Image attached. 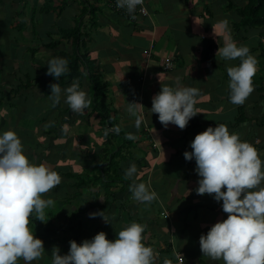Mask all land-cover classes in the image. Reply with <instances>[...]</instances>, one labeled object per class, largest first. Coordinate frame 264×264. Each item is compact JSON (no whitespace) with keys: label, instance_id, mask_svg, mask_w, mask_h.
<instances>
[{"label":"crops","instance_id":"0c3cea01","mask_svg":"<svg viewBox=\"0 0 264 264\" xmlns=\"http://www.w3.org/2000/svg\"><path fill=\"white\" fill-rule=\"evenodd\" d=\"M114 3L0 0V133L15 131L30 163L46 165L61 176V183L42 195L54 201L45 209V223L36 220L35 212L30 217L29 228L46 252L31 264H51L54 247L67 254L69 241L79 244L101 231L114 240L131 222L146 226L144 243L158 253L159 264H179L178 258L183 264H223L203 256L199 237L227 214L222 202L196 194L200 178L195 161H186L183 153L191 151L196 134L224 124L252 144L264 161V103L258 93V87L264 88V31L239 27L237 10L248 0H145L147 16L136 19L114 12ZM224 19L233 40L248 46L258 61L254 91L243 105L229 100L227 68L238 66L239 59L226 61L216 55L224 43L219 29ZM77 29L75 42L70 32ZM80 52V88L92 101L88 79L106 84L111 126L101 123L92 104L79 114L63 98L55 107L48 99L53 77L47 74V62L62 53ZM73 82L59 86L64 89ZM177 84L200 90L195 103L199 113L183 130L172 124L163 127L158 114L149 111L161 87ZM132 102L144 107L139 130L136 116L127 111ZM117 125L119 134L105 136V130ZM128 133L136 139H125ZM107 152L124 157L118 175L125 182L106 190L87 179L107 167ZM133 163L136 182L158 195L151 204L132 199V181L125 179V170ZM83 172L84 181L76 189L70 176ZM96 212H103L107 222L100 215L89 218ZM18 264L25 262L20 259Z\"/></svg>","mask_w":264,"mask_h":264},{"label":"clouds","instance_id":"9594fccd","mask_svg":"<svg viewBox=\"0 0 264 264\" xmlns=\"http://www.w3.org/2000/svg\"><path fill=\"white\" fill-rule=\"evenodd\" d=\"M145 0H116V7L124 9L134 17L137 6ZM223 33V46L218 54L222 60L239 59L238 66L227 68L229 77V100L234 105H243L254 91L253 77L257 71V59L250 54L246 45H239L231 36L229 21L219 22ZM69 61L53 57L47 62V74L55 80L68 74ZM86 74V73H85ZM200 90L194 87L163 86L152 97V113L165 128L169 124L183 130L199 111L195 108ZM68 105L73 113L83 114L91 105V100L80 88L79 81L62 89L58 83L50 84L48 99L52 106L61 103ZM140 103H128L127 111L136 116L137 130L144 121ZM67 127V126H65ZM117 125L105 130L119 134ZM125 139L135 140L132 133ZM191 151L183 153L186 161H195L194 171L200 178L196 194H208L221 208L227 218L215 222L199 237V247L203 256L223 264H264V161L258 150L249 142L243 141L239 134L230 133L224 124L208 127L195 135L190 142ZM137 167L133 163L125 170V179L131 180L129 191L132 199L142 204H151L158 199L155 191L145 183H137ZM61 183V176L46 165L30 163L24 154L21 139L15 131L0 133V264H25L40 260L45 255L43 241L34 236L29 228L33 212L36 220L45 223V209L54 204L52 199H43ZM223 189V190H222ZM103 200V198H99ZM103 212L90 213L89 218ZM48 221V220H47ZM146 226L131 222L116 234L114 240L106 239L103 231L81 243L69 241L67 254H59L52 249L51 264H159L158 253L144 243ZM164 264H170L168 260Z\"/></svg>","mask_w":264,"mask_h":264},{"label":"trees","instance_id":"16d2710c","mask_svg":"<svg viewBox=\"0 0 264 264\" xmlns=\"http://www.w3.org/2000/svg\"><path fill=\"white\" fill-rule=\"evenodd\" d=\"M116 2V0H115ZM239 16L242 18V21L239 25V27H248V29H263L264 31V0H248V4L244 9L237 10ZM73 34V39L76 42L80 37V31L73 30L70 32ZM264 36V32H263ZM66 57V59L69 61L68 67L69 72L68 74L61 76L58 80H55L53 78L52 83H58L60 86H64L65 84H68L71 80L74 79L75 81H79L82 79L83 75L79 73L78 67L80 63L79 57L76 55L68 56L67 54L62 53L61 58ZM73 57V58H72ZM72 58V59H71ZM85 75L84 77H86ZM91 84V104H92V111L99 117H101L102 121L104 123H107L111 126V117H110V111L109 108L102 105L100 96L98 91L101 90L99 86H101V82L97 81L94 77H91L88 79ZM106 86V84L104 85ZM107 87V86H106ZM104 93H101L100 95L103 96L102 98H105L106 92L103 90ZM258 93L261 95L262 101L264 103V88L258 87ZM263 126H264V117L262 119ZM118 153L112 154L111 152H107V155L105 156V160L107 162V167L105 169H97V172L93 174V176H90L87 180L92 183V186H96L97 183L106 190L114 186V184L120 182L124 183L125 181L123 179H120L118 175V171H120L119 163L121 160L124 159V157L118 158ZM100 167V165L98 166ZM86 172H83L80 175H71L70 178L75 179V185L74 187L76 189L80 188L81 183L84 181V177ZM127 182V181H126ZM85 183V182H84Z\"/></svg>","mask_w":264,"mask_h":264},{"label":"built area","instance_id":"2783aa9c","mask_svg":"<svg viewBox=\"0 0 264 264\" xmlns=\"http://www.w3.org/2000/svg\"><path fill=\"white\" fill-rule=\"evenodd\" d=\"M142 7H143L144 9H146L145 2H144V5H143ZM140 8H141V6H137V9H136L135 14H134V17H133L132 15H129V14L126 12V10L117 8V7H116V2L112 5V10H113L114 12L121 13V14H123L125 17H130L131 19H136L137 16H141V17H145V16H147V9H146V12H141ZM167 68H169V64L166 65V69H167ZM178 263H179V264H183V260L180 259V258H178Z\"/></svg>","mask_w":264,"mask_h":264},{"label":"rangeland","instance_id":"374dc122","mask_svg":"<svg viewBox=\"0 0 264 264\" xmlns=\"http://www.w3.org/2000/svg\"><path fill=\"white\" fill-rule=\"evenodd\" d=\"M80 56H77V57H81V56H83V55H81V52H80V54H79ZM73 58V57H72ZM71 58V59H72ZM105 85V83H102L101 84V86H99V87H101L100 89L101 90H99L98 91V93H99V96H100V99H101V102H102V105L103 106H106V107H108V108H110L111 109V107L109 106V103H108V101H107V98H102L103 96H101L100 94L101 93H104L103 92V90H105V92L107 93V87L106 86H104ZM91 95V94H90ZM99 118H101V117H99ZM101 121H102V119H101ZM101 123H103V121L101 122ZM104 124H106V123H104ZM125 149L126 150H130L131 148H129V147H125ZM174 175H176V172H172ZM170 175V174H169ZM178 175V174H177ZM176 175V176H177Z\"/></svg>","mask_w":264,"mask_h":264}]
</instances>
